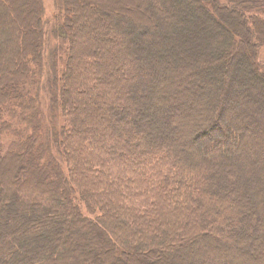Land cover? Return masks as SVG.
Instances as JSON below:
<instances>
[{
	"label": "trees",
	"instance_id": "trees-1",
	"mask_svg": "<svg viewBox=\"0 0 264 264\" xmlns=\"http://www.w3.org/2000/svg\"><path fill=\"white\" fill-rule=\"evenodd\" d=\"M43 2L0 0V264H264V0Z\"/></svg>",
	"mask_w": 264,
	"mask_h": 264
},
{
	"label": "rangeland",
	"instance_id": "rangeland-1",
	"mask_svg": "<svg viewBox=\"0 0 264 264\" xmlns=\"http://www.w3.org/2000/svg\"><path fill=\"white\" fill-rule=\"evenodd\" d=\"M44 2V6H45V9H46V11H47V15L49 16V17H51V14H52V12H53V10H54V7H53V0H43ZM252 79V78H251ZM250 79V80H251ZM253 80V79H252Z\"/></svg>",
	"mask_w": 264,
	"mask_h": 264
}]
</instances>
